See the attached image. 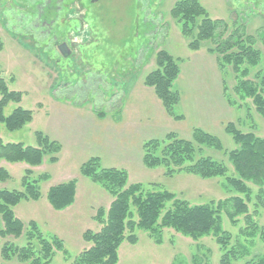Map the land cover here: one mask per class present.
<instances>
[{
	"label": "rangeland",
	"instance_id": "rangeland-1",
	"mask_svg": "<svg viewBox=\"0 0 264 264\" xmlns=\"http://www.w3.org/2000/svg\"><path fill=\"white\" fill-rule=\"evenodd\" d=\"M177 1L0 0V77L11 90L23 93L22 100L9 102L4 113L9 115L19 106L33 112L32 120L20 129L8 130L1 124L0 138L5 143L35 146L36 132L41 131L62 146L56 162L45 157L35 167L0 159V167L10 174L0 180V188L24 190L27 169L32 171L30 180L38 181L41 197L22 200L14 211L26 225L34 220L46 236L63 240L64 249L49 264H72L91 245L84 240V232L101 228L95 219L98 210H108L114 199L81 173L82 165L93 157L100 159L103 168L125 169L129 183L161 187L191 204L243 197L228 188L222 176L205 179L185 171L168 176L163 167L149 168L143 163L145 141L164 139L171 132L192 140L193 130L201 128L223 145V150L204 147V155L224 162L232 174L227 153L238 145L226 132L227 124L233 122L244 132L264 137V116L251 98L235 92L238 79L234 71L230 67L222 70L216 54L208 50L214 42H203L199 50L189 48L192 39L184 37L170 13ZM199 1L211 18L228 23L226 36L236 28L253 36L260 59L249 66L247 77L255 79L257 72L264 71V0ZM69 35L77 42L70 41ZM57 40L67 41L73 53L60 55ZM161 49L169 51L180 65L174 89L181 96L176 113L182 119L170 115L154 88L144 83L156 69V53ZM229 95L234 103L229 102ZM43 174L48 178L41 179ZM72 179L77 183L74 203L56 210L47 199L48 190ZM248 186L250 213L264 228V186ZM221 214L222 227L232 236L231 245L249 250L232 264H247L264 256L260 233L253 241L243 235V215L233 223L225 209ZM135 233L136 244H121L118 264H221L224 251L213 234L193 240L164 228L163 241L157 244L147 231L137 228ZM6 241L25 242L0 236V264H29L3 259Z\"/></svg>",
	"mask_w": 264,
	"mask_h": 264
},
{
	"label": "trees",
	"instance_id": "trees-1",
	"mask_svg": "<svg viewBox=\"0 0 264 264\" xmlns=\"http://www.w3.org/2000/svg\"><path fill=\"white\" fill-rule=\"evenodd\" d=\"M171 16L179 23L181 32L191 38L188 46L199 50L203 42H214L208 50L215 53L222 70L231 68L237 80L234 89L241 98H251L257 111L264 116V71H259L255 79L250 74V65H257L260 59L259 50L254 48L253 36L246 35L236 28L226 36L228 23L223 19H213L199 0H179L171 11ZM264 38V35H263ZM156 69L144 80L147 86L153 87L166 111L176 119H182L176 113L181 102L179 91L174 89L181 69L178 59L166 49L156 53ZM0 125L5 124L8 130L22 128L33 118V112L21 106L11 114L5 115L4 109L9 102H20L23 93L11 90L7 81L0 77ZM234 103L233 99L228 98ZM238 147L227 153L232 164L233 173L222 161L204 155L203 148L223 150L221 140L201 128L193 130L192 140L179 137L171 132L164 139H150L143 144V163L149 168L163 167L168 176L185 171L201 178L222 176L228 188L242 196H233L208 204H191L188 200L161 187L148 189L141 182L129 183V174L125 169L103 168L98 157L86 161L81 173L108 191L113 201L108 210L100 208L96 221L101 225L99 231L86 230L84 240L91 244L82 250L72 264H118L119 248L124 241L131 244L138 242L137 228L147 231L149 236L161 244L162 231L171 228L175 231L198 240L213 234L224 251L221 264H232L249 254L248 247L240 245V250L231 245V233L222 227V211L226 210L228 218L237 223L243 215L246 226L242 233L251 239L260 233L264 239V228L256 222L250 213L249 200L251 188L248 183L258 187L264 186V137L254 131L244 132L235 123L226 126ZM37 145L24 143H5L0 138V159L11 163L25 162L31 167L42 165L45 157L50 162L58 160L61 144L41 131L36 132ZM23 177L24 190L0 188V236L24 239V244L6 241L2 247L3 259H18L29 264H49L57 251L64 249L63 240L56 235L46 236L36 221L27 225L16 217L14 207L22 200H38L41 192L37 180L31 181V169ZM10 177L4 167H0V180ZM48 178L47 174L40 176ZM77 183L75 179L50 187L47 199L56 210L72 205L76 198ZM262 192V191H261ZM261 200V195L258 196ZM247 199V200H246ZM262 201V200H261ZM260 231V232H258ZM247 264H264V256Z\"/></svg>",
	"mask_w": 264,
	"mask_h": 264
},
{
	"label": "flooded vegetation",
	"instance_id": "flooded-vegetation-1",
	"mask_svg": "<svg viewBox=\"0 0 264 264\" xmlns=\"http://www.w3.org/2000/svg\"><path fill=\"white\" fill-rule=\"evenodd\" d=\"M55 38H58L55 33ZM69 40L72 41L73 43H76L77 41H73L72 38H70L69 35ZM58 44L56 45V48L58 50V53L64 57H68L73 53L72 47L69 45V43L65 40H57Z\"/></svg>",
	"mask_w": 264,
	"mask_h": 264
}]
</instances>
